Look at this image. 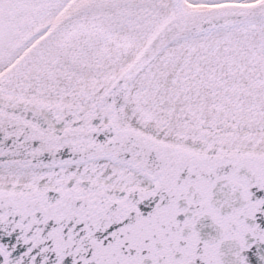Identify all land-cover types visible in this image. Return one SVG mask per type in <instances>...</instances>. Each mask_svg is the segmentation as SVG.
<instances>
[{"label":"snow or ice","instance_id":"snow-or-ice-1","mask_svg":"<svg viewBox=\"0 0 264 264\" xmlns=\"http://www.w3.org/2000/svg\"><path fill=\"white\" fill-rule=\"evenodd\" d=\"M0 264H264V0H0Z\"/></svg>","mask_w":264,"mask_h":264}]
</instances>
